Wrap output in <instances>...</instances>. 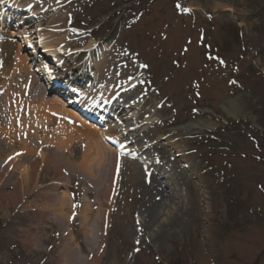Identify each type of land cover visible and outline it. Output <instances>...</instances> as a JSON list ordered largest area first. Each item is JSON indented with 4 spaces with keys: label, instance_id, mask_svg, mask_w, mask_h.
<instances>
[{
    "label": "rangeland",
    "instance_id": "374dc122",
    "mask_svg": "<svg viewBox=\"0 0 264 264\" xmlns=\"http://www.w3.org/2000/svg\"><path fill=\"white\" fill-rule=\"evenodd\" d=\"M39 4L45 8L43 22L27 24V32L41 23L46 36H68L67 59L45 65L60 64L53 71L56 76L68 75L67 68H81L88 45L102 49L95 61L107 45L103 75L114 73L128 85L130 90L119 93L117 104L126 108L140 103L134 112L140 123L154 116L150 131L139 132L136 139L155 143L148 162L159 171L184 177L180 186L175 178L170 181L183 205H171L168 223L145 226L151 203L161 195L153 188L148 164H140L135 193L123 189L126 197L110 209L109 203H98L107 202L110 182L98 195V177L92 178L97 174H87L81 167L92 156L93 142L88 143L75 125L54 120L52 111L35 120L36 103L52 110L55 93L43 89L42 76L49 72L41 76L36 67L30 70L17 46L3 68L0 57L1 74L15 72L12 78L0 77V264H264V0H39ZM22 18L32 17L27 13ZM106 39L111 41L103 45ZM18 53L30 70L27 75L28 68L18 72L14 67ZM28 76L31 82L25 85L22 79ZM30 88L34 96L28 98ZM27 104L35 107L31 110ZM191 124L195 127L187 130ZM64 126L68 131L76 128L79 140L58 149L53 133ZM161 136L171 137L170 142L181 148L187 157L185 167L173 166L178 154L165 139L159 140ZM40 145L48 149V164L37 159ZM111 149L134 157L132 151L123 154L114 145ZM67 158L74 172L65 168ZM8 160L12 163L6 164ZM62 191L82 205L76 219L71 215V224L67 210L59 215ZM87 208L92 216L85 224L95 227L97 236L108 231L107 249L99 255H94V236L85 234L82 225ZM110 211L120 216L111 218ZM103 212L110 213V220L102 228ZM165 212L163 220L169 217Z\"/></svg>",
    "mask_w": 264,
    "mask_h": 264
},
{
    "label": "bare ground",
    "instance_id": "6f19581e",
    "mask_svg": "<svg viewBox=\"0 0 264 264\" xmlns=\"http://www.w3.org/2000/svg\"><path fill=\"white\" fill-rule=\"evenodd\" d=\"M7 1L8 0H0V3L2 2V4H8ZM13 4H14L12 5L13 8L15 5L17 6L18 12L20 11V12L32 13L33 19L31 18L32 20H30L29 22L26 21L25 24L32 25L36 21L37 18H38L37 19L38 22L40 20L41 22H43V18L41 17L43 13L41 12V10L44 11L45 8H42V9L39 8V6H41L39 4V0H14ZM15 20L11 22L10 18L8 19L6 18V16H3L2 14H0V32L2 33V35L6 33L8 35L6 41H2V43L0 44V57L2 61V68L8 64V59H10L12 50L13 49L15 50V47L18 46L23 51L24 49H26V46L28 45L30 54L26 53L27 54L26 57L28 58V62L30 64L29 66L31 67L30 70L33 69V67H36L38 69L37 71L38 72L40 71V73H42L41 76L44 75V73L46 72L58 70L60 64H55V65L50 64L49 67H46L45 65L49 64V62L51 63V61L52 62L60 61L61 63V61L64 58L67 59L64 56L66 52L64 50V47H65L64 44H66L64 40H68V36L66 34H63V35L60 34V36L55 35V34L46 36L45 34L42 33L43 32L42 29H40L41 23L39 24V26L34 28V31L32 30L31 32H27L26 30L20 29L18 25L14 26L13 23H16ZM21 23L22 22H20V24ZM9 27H13V29H11V31H8L7 29ZM36 32H38L39 36L36 35ZM19 35H21L20 39L22 41L13 39L14 37L19 36ZM57 37H60V38L56 39ZM62 45H64V47L61 48L60 50V47ZM31 46L33 47L35 46L34 47L35 49L34 48L32 49ZM85 49L88 52L93 51L94 53L95 43L88 45ZM96 49L98 50L99 48H96ZM100 50L98 51L100 52ZM103 50H105L106 52L109 51V48H107V45ZM106 52L102 53L101 57L96 61L93 60V53H91V56L87 62L92 63L91 65H89L92 67V70H93L92 72H88L89 66L87 65V62L81 68L79 67L67 68L66 74L70 75L69 78H71L74 82L81 84L83 81L88 80L87 85L91 86L90 94L89 92H86L84 88L80 86L75 87V88H78V91L75 90L74 94L80 95V97L75 98L74 101L70 100L67 104L69 105L74 104V107H76L78 112L82 114L81 116L82 118H85V117L91 118L94 114L95 116H99L98 114L99 110L105 111L104 105L99 106V102L101 101V99H105L104 101L105 104L111 105L112 109L120 111V115L118 117L119 121H121L120 124L117 125L112 122L109 124V126H107V128H105L107 131L99 130L95 126H91L89 123L85 122L86 119H84L85 121H83L75 112L68 110L64 105H62V103L64 104V102L57 95L54 96V98L52 99V103L56 105L54 106L52 110H51V106L47 104L45 105L41 102L36 103L37 104L36 109L38 111L33 109V106L35 107V104L34 105L31 104L33 105L31 107L29 106L30 104H27V105L29 109L31 110L33 109L32 112H33V116L35 120H37L38 119L37 117L41 116L43 113H48L52 111L51 115L54 116V120L57 118H60L61 120H63L64 122H67L68 124L75 125L77 128L81 129V130L77 129V131L81 132V136L85 138V140L88 143L93 142L90 148V150L92 151V156L91 155L87 156L88 160H85L83 162V164L85 165H81V167L85 170V173L87 174H89L88 173L89 171L91 175L97 174V176L94 175L93 177L92 176L91 177L92 178L98 177V183H99V187L97 188L98 195H101L105 192L103 190L107 188V185L110 182V185H108L109 191H108L107 202L98 201V203L100 204L108 205L109 203V206L107 207L110 209L112 208L111 205L118 203L122 198L126 197L123 189L126 190L127 188L131 192L135 193L136 186H137L136 184L140 182V169H142V167H140L141 163L139 161L136 162L137 159L135 157L127 158V157L121 156L118 153V151L115 152L113 149L105 145L104 138H105L106 143L111 140L110 138L119 139L118 141H120V143L117 140L112 139L114 140V142H117L119 144V146H117L120 149L119 151L125 154V152L127 151H133V149H136L137 152L145 153V156L148 157L150 161L152 159V156L150 154L151 147L153 148L155 146L154 145L155 143L150 142L151 144H149V141H143L140 138L136 139L139 132L143 131L145 134H147L148 131H150L151 129V127L149 128L148 125L150 124L151 126V124L154 123L153 121L154 116L149 117L150 119L149 122L145 124L140 123V117L138 116L136 117V115L134 114V112L138 111L139 107H141L140 103L138 102H134L132 104L130 103L126 108H123L120 105H118L117 103L119 101L113 104L111 103L117 91L122 90V88H124L126 85H124L123 82L118 80L121 78H118V79L115 78L117 76L114 73L108 74L109 76L103 75L102 68L105 67L106 60L104 58H105ZM23 55L21 56V54L18 53V55L15 58L16 63H14V67L16 66L18 67L17 68L18 72L22 71L25 68H28L25 66V63L23 64L22 62V60L24 59ZM34 55L40 58V60L38 61L36 60V64L35 63L33 64ZM37 63H39V65H37ZM30 70L29 68L26 69L25 71L26 75L27 73L29 74ZM3 73H5L4 76L1 74V71H0V77L2 76V78H12L13 76H15V72H13L12 69H10L9 72L6 71ZM113 74L115 76H112ZM55 76L56 75L54 74L53 75L48 74L47 77L44 78V88L43 89L46 91V93L47 91L53 89L52 81L56 80ZM42 79H43V76H42ZM30 80H31L30 76H28L26 79H22V82L25 81V85H29V82H31ZM89 86H87L88 91H89ZM25 88L26 87H23V93H25ZM19 89H21V87L17 88V90ZM94 90L96 91V93H92V91ZM126 90L129 91L130 89L128 88V89H125V91ZM33 94L34 92L30 88L28 98L33 97L34 96ZM91 94L93 95V97L89 98ZM23 95L24 94H22L20 99L24 98L25 100L23 101V103H26V99L28 98H25V96ZM8 97L10 98V96ZM120 97L122 98V96ZM16 100H18V98H16ZM17 110H18V107H17ZM100 117H101L100 119L102 120L103 115H101ZM48 119L52 120V116H50V114H48ZM69 119L70 121H68ZM193 127H195V124H191L187 126L186 129L191 130L193 129ZM206 127L210 128L212 127V125H207ZM75 131H76V128L73 130L70 129L68 131L67 126L57 128L56 134L53 133V139L56 141V145L58 149L65 148L62 146H70L72 145L73 142L79 140L77 139L79 136L75 134ZM125 137H132V139L127 140L125 139ZM163 137L165 136H161L159 140L160 141L164 140L165 138ZM170 140H171V137L166 138L165 145L172 148L174 153H177L179 157L178 160L174 161L173 166L174 167L176 166L178 168L183 165L185 167V164L188 163L187 157L183 155V151L181 150V148L176 143L170 142ZM125 141L130 142L134 147L130 148L129 146L130 144L126 143ZM47 151L48 149L46 147L38 150L39 153L37 154V159L41 164H44V163L48 164L51 162V160L45 154L47 153ZM64 153H67V151H64ZM57 158L54 156V160L55 159L57 160ZM115 158L118 161H120L121 163L120 168L118 167L119 162H117L116 169H115ZM96 160H97V163H96ZM61 162H63V164L65 163L64 161H61ZM66 162L69 164V167H65V168L69 171V173L74 172L76 168L71 164L68 158ZM11 163L12 161L10 160L6 161V164H11ZM150 166H151L150 172L152 173L151 176L153 180L155 181V184H154L155 187L153 188L156 191L160 190L161 195L159 196L160 197L159 201L154 200L151 203V206L148 210L149 220L147 223H145V226H154V225L156 226L157 224L159 226L161 223L165 224V223H168V221L172 220V216L171 215L169 216V212H171L170 209H171L172 204L176 205L177 207H179L180 205H183V197L181 196V198H178L180 192L178 190L175 191V189H171L172 184L170 183V181L172 180V177H173L177 180V184L180 186L181 182L184 180V177L181 174L179 175L176 174L179 172L171 173V171L169 170L159 171L158 167H156V165H153V163L150 164ZM2 168L3 167H1L0 170H2ZM27 170H28V166L26 169L21 171L20 177H23V174L27 173L26 172ZM154 176H158L159 180H157L158 178H156L155 180ZM123 181H126V182H123ZM67 197L68 196L66 195V192L62 191L60 195V198H61L59 201L60 203H58V209H59V215H61L62 217H63L62 211H65V210L68 211L66 214V220H68L70 222L69 224H71V215L73 216V218L76 219L80 211L79 208L82 207V205L80 206L76 205L75 203L72 202L70 197L68 198ZM132 197L133 196H129V201H131ZM133 200H134V197H133ZM130 208H129V211H130ZM165 211L168 212L167 217L168 216L169 217L166 220H163V217L165 216V213H166ZM112 212L114 213L115 211H112ZM110 213L103 212V214H100V218L103 221L102 228H103L104 221L107 223L109 222ZM113 213H111L112 214L111 218H113L114 216H120L118 212H116V215ZM129 213H127L126 215H130ZM121 215H125V214L122 213ZM91 216H92V213L89 212L87 208L84 211V223L82 225L85 228H87L85 230L86 232L85 234L89 236L90 235L94 236L93 242H95V244H93L92 247L95 248L97 246L95 249L94 255L95 254L99 255L105 252V250L107 249L106 242H107L108 231L107 229L105 230L103 229V232L99 234V236H97V233L95 232V227L93 226L89 227V223L85 224V222ZM62 220H65V219H62ZM98 225H99V222H96L97 229H98ZM69 233L71 237L75 235V233L72 232V229L69 230ZM99 238L101 239L100 241L98 240ZM100 242H102L105 246H102V247L99 246Z\"/></svg>",
    "mask_w": 264,
    "mask_h": 264
}]
</instances>
